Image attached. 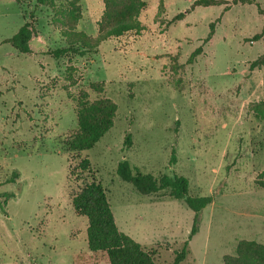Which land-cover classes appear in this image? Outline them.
I'll return each instance as SVG.
<instances>
[{"label": "rangeland", "instance_id": "1", "mask_svg": "<svg viewBox=\"0 0 264 264\" xmlns=\"http://www.w3.org/2000/svg\"><path fill=\"white\" fill-rule=\"evenodd\" d=\"M65 1L0 0V264H108L89 251L88 220L72 205L94 178L120 231L173 264L196 214L137 193L123 162L212 198L181 264H222L241 240L264 245V0ZM132 21L140 28L105 38ZM26 22L39 36L21 55L8 41ZM72 47L80 52L54 54ZM82 93L118 109L96 146L75 153Z\"/></svg>", "mask_w": 264, "mask_h": 264}, {"label": "trees", "instance_id": "2", "mask_svg": "<svg viewBox=\"0 0 264 264\" xmlns=\"http://www.w3.org/2000/svg\"><path fill=\"white\" fill-rule=\"evenodd\" d=\"M38 1L45 3L47 0ZM111 1L117 3L118 0ZM65 2L67 3L68 0ZM217 3V0H200L197 5H215ZM69 5L67 15L75 20L78 13L77 6L74 2L69 3ZM59 12L64 13L65 8H59ZM106 16L109 19L113 18V11L111 9L106 11ZM137 28H140L137 21L119 24L109 30L105 34V38L113 35L120 36L124 32ZM210 28L213 31V24ZM38 36L35 25L32 22H26L8 42L17 53L30 55L33 52L31 44ZM261 38L264 42V31L255 37L256 40ZM70 50L80 52L72 47L71 49L57 50L54 54L59 57L70 52ZM81 54L85 53L81 52ZM260 64L264 65V61ZM93 89L98 93L103 92L101 85L93 86ZM117 109V105L109 99L90 101L89 95L82 93L77 99L76 106L79 132L77 136L68 141L69 150L81 153L93 149L113 127ZM261 115H264V109ZM80 169L82 172H90L92 169L90 160L84 159L80 164ZM118 173L122 180L131 183L134 190L143 196L184 201L196 214L189 240L197 232L199 214L212 203L210 197L196 199L191 197L189 181L181 176L162 175L153 177L143 175L139 171L133 172L126 162L119 164ZM260 186L264 188V182L260 183ZM72 205L78 214L85 216L88 220L87 242L91 253L103 256L108 264H160L159 249L151 248L149 250L120 231L108 193L96 178L82 185L79 192L73 196ZM189 240L182 244L180 250L175 251L173 264H181L186 260L189 255ZM222 264H264V245L256 241L241 240L237 243L235 254L225 255Z\"/></svg>", "mask_w": 264, "mask_h": 264}]
</instances>
